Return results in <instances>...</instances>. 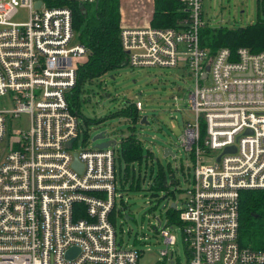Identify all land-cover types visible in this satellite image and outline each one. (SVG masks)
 I'll return each mask as SVG.
<instances>
[{"label": "built area", "instance_id": "built-area-1", "mask_svg": "<svg viewBox=\"0 0 264 264\" xmlns=\"http://www.w3.org/2000/svg\"><path fill=\"white\" fill-rule=\"evenodd\" d=\"M90 1L0 0V264H139V251L117 240L112 219L128 136L102 150L84 139L77 145L86 130L73 108L89 51L77 41L70 4ZM177 1L185 15L176 27L119 33L124 65L181 68L192 82L193 117L179 143L190 157L188 187L167 215L181 228L186 264H264V250L239 241L240 192L264 190V50L211 53L200 44L208 26L203 0ZM20 9L29 11L25 23L13 22ZM133 108L143 110L139 101ZM228 147L235 153L224 155ZM169 184H177L174 174ZM160 234L175 244L167 228ZM72 247L78 253L66 258ZM159 254L157 264H182L173 250Z\"/></svg>", "mask_w": 264, "mask_h": 264}, {"label": "rangeland", "instance_id": "rangeland-1", "mask_svg": "<svg viewBox=\"0 0 264 264\" xmlns=\"http://www.w3.org/2000/svg\"><path fill=\"white\" fill-rule=\"evenodd\" d=\"M258 1L262 5V0H203V19L213 30L250 29L257 25L259 11H262ZM97 2L81 4L82 13L92 14ZM116 9L120 29L151 27V0H117ZM28 17L29 11L20 9L13 22L25 23ZM191 88L187 71L181 68H131L124 65L83 82L77 92L73 109L78 112V119L86 130L85 138L80 136L79 147L83 139L86 145L94 147L111 140L119 143L121 138L131 134L141 142L144 159L140 170L136 163L135 171L129 174L127 181L117 182L116 209L120 208V211L112 215L117 240L139 251V264H157L161 259L159 251L165 248L173 250V257L182 264L187 262V245L181 228L178 224H170L167 209L173 203L181 205L184 190L188 187L183 171L188 170L185 164H190V157L179 143L185 122L193 117L188 97ZM138 101L143 106L138 115L146 118L147 125L139 122L134 125L129 117L116 115L120 109L133 108ZM102 132L107 134L106 139L93 142L94 136ZM165 147L172 151L174 158L163 156ZM148 153L151 154L147 157ZM203 162L206 166L212 165L211 158H205ZM179 165L182 167L172 172ZM129 166L132 167V163ZM171 173L176 185L169 184ZM162 177L167 180L165 187L159 186ZM133 178L137 183L131 186ZM163 228L175 236L174 245L164 243L160 234Z\"/></svg>", "mask_w": 264, "mask_h": 264}, {"label": "trees", "instance_id": "trees-1", "mask_svg": "<svg viewBox=\"0 0 264 264\" xmlns=\"http://www.w3.org/2000/svg\"><path fill=\"white\" fill-rule=\"evenodd\" d=\"M116 2L117 0H98L97 5L93 6L92 14L82 13L81 4L84 3L70 4L77 41L89 51L88 58L78 73L80 85L124 66V53L119 43L120 18L117 14ZM258 4L261 3L258 1ZM260 6L262 11H259L258 23L255 27L243 30L227 28L213 30L206 26L200 32L201 46L209 49L211 53L221 48L235 52L238 48L244 47L251 53L264 50V0ZM182 8L177 0H153L151 27L154 29L176 27L177 22L185 15ZM116 115L129 117L133 123L140 118L138 112L131 107L120 109ZM150 154L148 153L147 157ZM143 159L141 143L136 144L134 136L124 138L117 161L118 181L122 183L127 181L129 174L134 173L136 163L139 164L138 170H140ZM130 163L132 167L129 166ZM136 183L133 178L131 186ZM159 186L165 187L164 177L160 178ZM239 241L242 245L264 250V190L240 192Z\"/></svg>", "mask_w": 264, "mask_h": 264}, {"label": "water", "instance_id": "water-1", "mask_svg": "<svg viewBox=\"0 0 264 264\" xmlns=\"http://www.w3.org/2000/svg\"><path fill=\"white\" fill-rule=\"evenodd\" d=\"M37 5L40 6L41 3H38ZM92 123H96V122H92ZM135 124H136V121L134 122V125ZM139 124L140 125H144V124L147 125L148 123H147L146 118H141L140 121H139ZM105 135H106L105 132L99 133L96 136H94L92 141L93 142H95L97 140L104 141L106 139ZM128 136H134V135L131 134V135H128ZM71 144L72 143L68 144V147H70ZM114 145H115L114 140H111V141H105V142H103L101 144H96V145H94V148L102 150V149H105V148H108V147H113ZM235 151H236L235 147H228V148H225V150L223 151V154L224 155L225 154H231V153H235ZM163 156L165 158H167V157L174 158V154L172 153V151L168 147L163 148ZM219 160H220V156L217 158L218 162H219ZM72 167H73V169H75L78 172L82 171V165L78 162V159H77L76 156H74V162H73ZM171 207H174V205L172 204ZM78 251H79L78 248L72 247L66 252L65 256H66V258H73L78 253Z\"/></svg>", "mask_w": 264, "mask_h": 264}, {"label": "crops", "instance_id": "crops-1", "mask_svg": "<svg viewBox=\"0 0 264 264\" xmlns=\"http://www.w3.org/2000/svg\"><path fill=\"white\" fill-rule=\"evenodd\" d=\"M151 3H152V5H153V0H151ZM171 181V180H170Z\"/></svg>", "mask_w": 264, "mask_h": 264}]
</instances>
